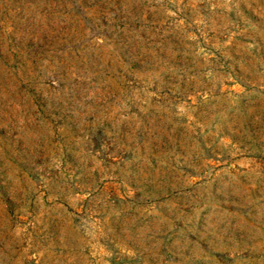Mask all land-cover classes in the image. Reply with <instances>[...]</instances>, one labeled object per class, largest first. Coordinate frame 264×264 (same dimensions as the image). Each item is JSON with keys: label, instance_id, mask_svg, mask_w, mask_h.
Instances as JSON below:
<instances>
[{"label": "rangeland", "instance_id": "1", "mask_svg": "<svg viewBox=\"0 0 264 264\" xmlns=\"http://www.w3.org/2000/svg\"><path fill=\"white\" fill-rule=\"evenodd\" d=\"M0 264H264V0H0Z\"/></svg>", "mask_w": 264, "mask_h": 264}]
</instances>
